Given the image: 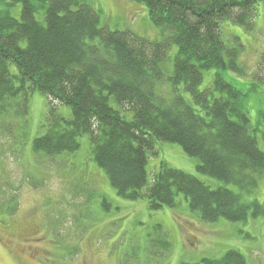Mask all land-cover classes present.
Returning <instances> with one entry per match:
<instances>
[{
	"label": "trees",
	"instance_id": "1",
	"mask_svg": "<svg viewBox=\"0 0 264 264\" xmlns=\"http://www.w3.org/2000/svg\"><path fill=\"white\" fill-rule=\"evenodd\" d=\"M132 1L146 6L159 38L101 26L86 0H0V119H9L4 131H15L14 121L27 115L29 96L38 92L48 110L43 133L31 142L36 156L75 154L79 138L87 135L92 160L123 199H146L150 209L158 210L176 206L181 194L205 223L264 217L258 200L242 198L264 178V150L243 94L222 74H243L238 62L242 45L235 36H229L232 44L221 37L224 22L251 28L255 6L264 0ZM17 3L19 19L9 11ZM172 44L177 51L170 70L166 62ZM210 69L215 70L212 80L201 89ZM61 106L69 109L67 115ZM158 141L178 144L197 159L199 173L221 185L212 188L165 162L149 180L148 160L158 154ZM9 199L15 201L7 209L12 215L18 204ZM153 230L149 255L161 259L171 244L160 224ZM182 264L247 260L231 248L218 259Z\"/></svg>",
	"mask_w": 264,
	"mask_h": 264
},
{
	"label": "rangeland",
	"instance_id": "2",
	"mask_svg": "<svg viewBox=\"0 0 264 264\" xmlns=\"http://www.w3.org/2000/svg\"><path fill=\"white\" fill-rule=\"evenodd\" d=\"M86 2L98 12L101 26L130 30L149 40L160 37V29L150 21L143 3ZM9 11L20 18V4L12 5ZM222 29L224 42L232 44L229 36L239 39L238 62L243 70L242 75L225 70L223 77L243 94L258 146L264 150L263 3L255 6L251 28L224 22ZM176 51L172 44L166 62L170 70ZM11 70L16 71L14 65ZM214 73L213 69L204 72L201 89L209 86ZM165 87L171 89L168 81ZM159 88L164 89V84ZM58 109L65 115L69 112L67 107ZM47 110V99L34 92L29 96L27 115L14 121L17 132L4 131L9 119H0V203H4L0 204V264H182L199 262L203 257L218 259L231 248L241 252L247 264H264V217L205 223L181 194L176 197V206L158 210L150 209L146 199H123L92 160L87 135L79 138L75 154L53 159L36 156L31 142L43 133L41 124ZM156 148L158 154L148 160L149 180L165 162L212 188L221 185L219 180L199 173L197 159L187 156L178 144L158 141ZM232 189L240 193L236 187ZM12 197L18 206L9 215L7 209L15 202L9 199ZM242 198L245 202L256 199L264 206V178L252 194ZM156 224L162 226L171 244L168 255L161 259L149 255L148 240Z\"/></svg>",
	"mask_w": 264,
	"mask_h": 264
}]
</instances>
